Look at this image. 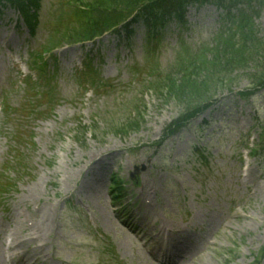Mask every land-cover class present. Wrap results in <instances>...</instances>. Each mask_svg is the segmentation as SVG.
<instances>
[{
	"label": "rangeland",
	"instance_id": "obj_1",
	"mask_svg": "<svg viewBox=\"0 0 264 264\" xmlns=\"http://www.w3.org/2000/svg\"><path fill=\"white\" fill-rule=\"evenodd\" d=\"M89 1L38 0L33 33L0 8V260L264 264V162L245 149L264 123V87L252 89L256 65L237 35L221 34L226 18L253 16L264 45V5L191 2L162 29L137 16L51 59L49 42L67 38L55 30L78 27ZM187 52L216 102L174 129L187 100L157 93ZM47 212L51 232L33 242Z\"/></svg>",
	"mask_w": 264,
	"mask_h": 264
},
{
	"label": "trees",
	"instance_id": "obj_2",
	"mask_svg": "<svg viewBox=\"0 0 264 264\" xmlns=\"http://www.w3.org/2000/svg\"><path fill=\"white\" fill-rule=\"evenodd\" d=\"M188 1L189 0H172L171 4L174 6L173 13L183 9ZM259 1L263 2L264 0ZM2 2L15 7L23 15L28 28L32 30L30 11L31 8H37L33 5L37 4L38 0H0V5H2ZM152 2L155 3L150 8V3ZM156 4V0H93L92 3L89 4L90 10L87 13L88 18L87 23H85V28L73 31L69 36L75 40H91L110 29L116 31L115 27L119 24H122L121 29L127 32L129 30L127 28L128 23L125 24L124 22L134 15V18L142 16L145 21L151 24L157 22V24L161 25L169 17L170 12L166 9L155 11ZM134 18L132 21H134ZM156 27L155 25V28ZM248 35L252 40H244V42L247 43V51H251L250 54H253L250 58L253 57L252 61L256 63V72L252 75H254L255 81L258 80L257 84L261 86L264 85V45L254 41V36H252L249 31ZM205 85L206 83L201 81L198 86L192 87V90L200 91V88Z\"/></svg>",
	"mask_w": 264,
	"mask_h": 264
},
{
	"label": "bare ground",
	"instance_id": "obj_3",
	"mask_svg": "<svg viewBox=\"0 0 264 264\" xmlns=\"http://www.w3.org/2000/svg\"><path fill=\"white\" fill-rule=\"evenodd\" d=\"M51 213L47 212V214L44 216L42 222L39 225H35V228L32 230V237L30 238L33 242L39 241V235L40 237H43L45 235L50 234L51 232V224H50V217H51ZM45 242V241H42ZM41 247V246H38ZM4 262H6L7 264V260L4 259ZM35 262V260L33 261V263ZM32 263V264H33ZM0 264H4L1 260H0ZM28 264V263H26Z\"/></svg>",
	"mask_w": 264,
	"mask_h": 264
}]
</instances>
